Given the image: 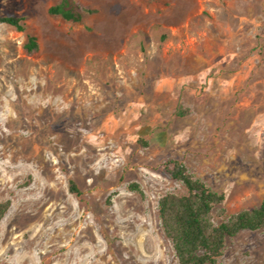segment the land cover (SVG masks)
<instances>
[{
  "label": "rangeland",
  "instance_id": "1",
  "mask_svg": "<svg viewBox=\"0 0 264 264\" xmlns=\"http://www.w3.org/2000/svg\"><path fill=\"white\" fill-rule=\"evenodd\" d=\"M58 1L0 0V264H179L168 160L225 192L216 222L264 196V0ZM217 264H264V227Z\"/></svg>",
  "mask_w": 264,
  "mask_h": 264
},
{
  "label": "trees",
  "instance_id": "2",
  "mask_svg": "<svg viewBox=\"0 0 264 264\" xmlns=\"http://www.w3.org/2000/svg\"><path fill=\"white\" fill-rule=\"evenodd\" d=\"M48 10L65 20L81 22L95 8L77 0H59L50 5ZM0 22L18 30L25 28L22 18L17 15L0 13ZM24 46L29 52L36 50L38 42L35 35L28 34ZM165 168L187 190L183 194L167 192L158 200L162 228L172 243L179 264H217L228 237L244 229L264 227V196L258 205L241 209L227 219L216 222L213 209L225 201V192L214 190L204 180L195 177L181 159L168 160ZM130 187L140 190L136 182L131 183ZM69 188L77 195L81 194L73 179H70ZM10 205V199L0 201V219ZM224 211L223 207H218L215 213L222 215Z\"/></svg>",
  "mask_w": 264,
  "mask_h": 264
}]
</instances>
